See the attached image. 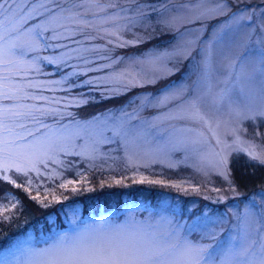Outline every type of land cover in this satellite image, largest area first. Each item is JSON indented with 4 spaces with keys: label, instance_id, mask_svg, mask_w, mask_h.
<instances>
[{
    "label": "snow or ice",
    "instance_id": "1",
    "mask_svg": "<svg viewBox=\"0 0 264 264\" xmlns=\"http://www.w3.org/2000/svg\"><path fill=\"white\" fill-rule=\"evenodd\" d=\"M243 2L245 0H233L235 4ZM148 7L158 13L169 11L167 17L157 20L161 32H179L177 24L187 16L204 21L231 12L228 0H198L195 4H181L175 11H170L167 5L161 9ZM129 12L120 6L118 0H0V189L5 184L21 189L43 207L49 206V197L52 202L60 203L55 191L44 188L41 193L44 186L36 183L46 175L41 169H48L49 163L57 167L64 165L61 155L94 161L102 155L101 144L118 142L125 150L128 166H142L136 158L135 148L138 146L134 147L133 141L129 140L125 121L116 118L119 122L112 123L113 116L105 115L81 122L73 113L62 112L59 108L21 103L33 100L45 105L61 104L55 97L33 95L29 89H60L71 93L73 89L81 88L89 92L99 90L102 97L116 98L133 88L156 87L179 71L180 63L191 54L189 46L193 42L190 40L181 39L168 48L149 50L137 57L104 54L102 59L108 62L101 67L111 71L83 80L80 77L101 71V68L78 70V65L68 62L84 59L85 64H92L93 61L83 56L89 49H70L67 44L51 43L70 40L77 35L85 36L86 30H92L102 34L100 38L112 46L99 50L103 53H111L115 48L135 47L144 43V38L134 34L132 39L126 40L121 33L136 26L155 30L156 25L150 24L146 10L140 5L134 9L135 14ZM255 15V9L242 10L239 15L233 13L231 24L252 21ZM257 19L258 25L245 33V52L241 56L220 68L213 64V53L209 48L195 81L165 85L156 94L142 95L138 105L140 109H167L152 121L143 122L149 130L158 129L162 122L170 120L190 121L199 126L180 130L195 132L196 137L190 141L169 134L167 140L159 143L153 159H167L173 151L186 150L189 142L207 146V151L200 155L197 170L205 177L215 175L225 182L223 189H213L218 194L217 203L222 202L228 192L238 190L230 168L232 153L244 154L249 163L264 166V131L260 130L259 123L264 122V14ZM109 24L113 27H105ZM257 29L258 35L254 39ZM94 38L86 36V39ZM250 43L256 47L249 49ZM48 48L67 50L58 56L32 55ZM41 60L54 65L57 72L62 73L61 78L47 82L30 78L28 74L31 72L41 73ZM67 68L71 71L64 72ZM85 95L81 92L79 98L64 101L63 108L87 104ZM4 101L10 103L4 104ZM124 115L131 114L124 112ZM47 116L58 118L57 125L65 116L72 117L75 127L48 125L43 119ZM26 120L39 127H27L22 122ZM245 121L253 124L250 138L244 135L248 131L244 127ZM97 123L103 124L99 132L95 131ZM104 131H111L112 137L104 136ZM147 134L143 129L137 133L140 136ZM78 140H84V143L78 145ZM167 166L174 167L172 163ZM12 173L23 182H18ZM77 176V180L61 182L59 188L67 191L71 186L70 190L77 193L82 190L77 185H82L83 190H92L88 187L87 177L80 173ZM46 178L60 180L61 175L53 171ZM106 182L102 181L101 187ZM133 182L166 184L162 179L144 176ZM114 183L123 181L115 180ZM168 186L188 190L183 182ZM189 187L194 192L199 191L196 187ZM261 199L264 201V197ZM19 204V199L10 190L0 192V224L13 221ZM235 220L231 235L221 239L216 231L208 230L202 233L200 240L193 242L188 238L192 229L188 234L182 233L181 226L173 224L172 219L163 214L154 224L130 216L122 223L104 218L83 227L76 223L74 215L68 231H53L39 241L29 235L0 248V264H264V203L257 208L255 201L250 202L242 213L236 214Z\"/></svg>",
    "mask_w": 264,
    "mask_h": 264
},
{
    "label": "rangeland",
    "instance_id": "2",
    "mask_svg": "<svg viewBox=\"0 0 264 264\" xmlns=\"http://www.w3.org/2000/svg\"><path fill=\"white\" fill-rule=\"evenodd\" d=\"M121 7L129 9V14H135L134 9L137 5L142 6L148 16L147 19L151 25H156L155 30L152 27L136 26L131 30H125L121 33L123 39H132L134 34L144 38V43L138 44L135 47L127 48H115L111 53H103L99 50L111 48V45H107L106 39L100 38L102 34L97 31L86 30V35H77L70 40L52 41L51 43L67 44L70 49L85 48L89 51L84 52L83 56L93 61L92 64H85L84 59H72L68 63L78 65V70L86 69L88 67L101 68V71H92L87 74V77H80V80L85 78H94L98 76L106 75L111 69H103L101 66L108 61L102 59V55L108 54L120 57H137L149 50H163L175 44L178 40H190L193 43L189 46L190 55L187 59L183 60L179 65V71L173 76L169 77L166 81L160 85L146 86L144 88H133L130 91L120 95L116 98L102 97L99 90H93L89 92L87 89L76 88L71 93L66 90L57 89L50 91L48 89H29L33 95H42L45 97H55L61 101V104L53 102L51 105H45L42 101L23 100L21 103L32 104L36 103L42 107L59 108L62 112H71L74 114L75 119L81 122L93 120L94 117H102L105 115L113 116L112 123H118L120 120L126 122V130L129 133V140L133 141V146L137 152V160L142 166L139 168L129 167L126 160V153L123 147L117 143L101 144L99 146L100 158L96 160H88L80 156H63L62 159L65 163L62 166L57 167L54 164L49 163L48 169H41L45 172V176H42L36 183L43 184V188L40 189L43 194L44 188H47L50 192L55 191L60 203L52 202L49 197V206L43 207L35 201L31 200L27 193L21 189L11 188L9 189L20 201L17 208V215L11 222L10 231L19 232L22 230L14 240L31 235L35 240L39 241L42 236H49L55 232H65L69 230L70 223L73 216L76 217V223L83 227L86 224H95L103 220L104 218H112L116 223H122L130 216H134L137 221L149 220L151 223H155L160 219V214H163L172 219L173 224L180 225L181 231L184 234H188L192 229L188 238L193 242L201 239L203 232L208 230H214L218 233L219 238H225L232 234L236 220L235 216L238 212L244 211L245 205L252 201L256 202L257 208L264 203L262 197H264V166H259L255 163H249L247 157L244 154L232 153L229 156L231 171L233 168L242 169L251 167L255 172L262 173V180L260 185L253 191L249 192L246 199L241 201L239 197L244 193L237 190L236 193L228 192L226 198L222 202H215L217 193L213 191L214 188L225 187V182L219 176H203L197 167L200 165V155L207 151V146L201 144L187 143L186 150L179 152H171L167 159L161 160L159 158L153 159L156 149L159 143L163 140H167L169 134H174L175 137L190 141L196 137L195 132H184L181 129L198 128L199 126L185 120H170L164 121L160 124L158 129H147V126L143 124L144 121H152L154 117L162 115L167 109H155V108H138L140 97L142 95L156 94L160 88L165 85L173 83H192L197 79V74L201 70V61L205 52L211 48L212 61L217 67L223 68L224 65L231 59L241 56L245 52V33L250 28L258 25L259 20L257 17H261L264 14V0H245L240 4L233 3V0H228L231 5V12L224 16H218L212 19L204 21L194 20L190 16H187L184 20L177 24L179 32L176 31H164L161 32L160 26L157 25V20L160 17H167L169 11L154 12L148 7L149 5L155 6L158 9L167 5L170 11H175L181 4H195L198 0H118ZM255 9L256 15L252 21L244 20L239 25L231 24L233 13L239 15L242 10L252 11ZM124 23V21H120ZM231 24V27L229 25ZM105 27L111 28L113 25H105ZM46 35H50L46 34ZM258 35L253 34L255 39ZM86 36L95 37L94 39H86ZM79 41L80 43H77ZM255 44H248L249 49H254ZM65 48H48L43 49L39 53L32 55L43 56H58L61 52L66 51ZM76 56V53H73ZM31 58V55L29 56ZM41 67V73L31 72L29 77L38 81L47 82L51 80H57L61 78L55 77L54 65L50 67L42 60L39 61ZM46 66L47 68H45ZM44 67V68H43ZM71 71L70 68L65 69L64 72ZM75 79V78H74ZM84 92L86 95L84 99L88 100V103L81 106H71L67 109L63 108L64 101H71L72 97L79 98L80 93ZM135 102V103H133ZM4 104H9V101H4ZM127 112L129 115H124ZM44 119V123L53 126L69 125L75 127L72 117L65 116L64 119L59 120L57 125V119L52 116H47ZM27 124L29 128H36L33 121H22ZM260 123V130L264 131V122ZM244 127L248 129L244 135L248 138L252 135L253 124L251 121H245ZM103 128L102 123H97L95 131L99 132ZM145 130L147 135H137L141 130ZM17 131H23V129H17ZM44 129H41L43 132ZM207 130L205 129V132ZM39 135V133H37ZM103 135L106 137H112L111 131H104ZM163 137V139H161ZM231 139L230 137H226ZM31 139V138H29ZM84 140H78L77 144L81 145ZM211 143L214 145L215 141ZM79 150V149H77ZM67 157H75L80 161V164L70 165L66 161ZM187 157V158H185ZM83 163V165H81ZM168 163H172L174 167H168ZM147 164L148 166H143ZM53 171L59 172L61 179L48 180L46 176ZM77 173L87 177L89 181L88 187L92 190H83L82 185H77L82 190L73 193L69 186V190L59 188V184L67 179L77 180L79 177ZM14 174V173H12ZM34 176V174H33ZM141 176L148 179H162L166 181L165 185H153L148 183H134V179H139ZM18 182H23L22 178L18 177ZM115 180H122L123 183L115 184ZM104 186L101 187V182ZM184 183V188L188 189H176L170 187L173 183ZM263 182V183H262ZM6 185V184H5ZM196 187L199 191H192L191 188ZM161 189L159 192L162 197L155 204H151V201L142 200L137 198L138 201L131 202L130 199L123 200L121 205L117 206L114 203L115 197H106V204L97 202L96 207L90 205V196H95L97 193H115L117 192V198L121 193L127 194V191H134L139 189ZM112 191V192H110ZM0 192H3L0 189ZM154 191L153 193H155ZM141 193V191H138ZM35 195V191L32 193ZM126 196H129L128 194ZM64 197H67L65 199ZM98 197V196H97ZM105 197V196H104ZM148 197V196H147ZM23 198V201H22ZM87 198L85 202V209L82 211L80 203L74 202ZM173 202H171V200ZM238 201V202H237ZM25 202L33 204V212L35 214H48L53 222V225L46 228H28L25 227V214L20 212V207L25 206ZM144 202L145 204H141ZM237 202V204H235ZM66 203V204H61ZM138 204V205H137ZM205 205L213 207H219L217 210H211L205 208ZM65 211H60L61 207H65ZM118 207H120L118 209ZM164 210V211H162ZM35 217V215L32 214ZM219 221V222H217ZM1 225V224H0ZM13 240V241H14ZM7 246V245H6Z\"/></svg>",
    "mask_w": 264,
    "mask_h": 264
},
{
    "label": "trees",
    "instance_id": "3",
    "mask_svg": "<svg viewBox=\"0 0 264 264\" xmlns=\"http://www.w3.org/2000/svg\"><path fill=\"white\" fill-rule=\"evenodd\" d=\"M46 66L50 67V65H46ZM46 66H44V67L47 68ZM64 71H65V69H64ZM54 73H56L55 77L62 74V73H58L56 68H55ZM66 161H68L67 163L70 165H72V164L76 165L77 163L80 164V161L79 160L77 161L75 157H67ZM81 165H83V163ZM12 175L14 176V178H18V177H16L15 174H12ZM232 175L235 179L236 185L238 186V190L244 192L239 197L238 201H241L243 199H246L248 196L247 194L249 192L253 191L255 188H257L258 185L261 184L260 181L262 180L263 174L260 172H255V170H253L251 167H247V168H242V169L233 168L232 169ZM10 188H11L10 186L4 185V188L1 190L2 191H4L5 189L9 190ZM160 190L161 189H147V188L143 187V189L138 188V190L135 193H134V191H127V194L129 196H126L127 194L121 193L118 196V198H117V192L111 193V194H109L107 192H105V193L99 192V193L95 194V196H90V198H89L90 202L89 203L93 207H96L97 202H101V204H106V202H105L106 197H109V198L115 197L116 199L114 200V203H112V205L116 204L117 206H119V205H121L120 203H122L124 199L125 200L130 199L131 202L135 203L136 201H138L137 198H142V200L151 201V204H153V203L155 204L162 197L161 195H159ZM138 191H141V193H138ZM154 191H156V192L153 193ZM110 192H112V191H110ZM87 200H88L87 198H84V199L74 201V202L80 203V206H81L82 211H83L85 209V205H86L85 202H87ZM22 201H23V198H22ZM171 202H173V200H171ZM237 202L235 204H237ZM24 204H25V206L20 207L19 209H20V212L24 213L25 217H27V219L24 222L26 229H28L30 227L33 229H35V228L46 229V228L53 225L51 223V222H53V220L47 216L48 214H44V213H42L40 215L35 214L33 212L34 206L32 203L25 202ZM61 204H66V203H61ZM141 204H145V203L142 202ZM66 207L67 206L61 207L60 211H65ZM204 207L209 208L211 210H217L219 208L217 206L213 207L210 205H205ZM119 208L120 207H118V209ZM32 214L35 215V217L32 216ZM10 225H11V223H4V224L0 225V237H2V239H0V248H3L6 245H8L22 232V230L19 232H15V233L13 231H10L9 230ZM20 235H22V234H20Z\"/></svg>",
    "mask_w": 264,
    "mask_h": 264
}]
</instances>
